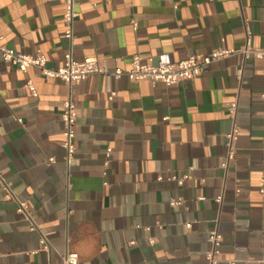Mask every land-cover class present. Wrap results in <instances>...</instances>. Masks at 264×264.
Masks as SVG:
<instances>
[{"label": "crops", "instance_id": "crops-1", "mask_svg": "<svg viewBox=\"0 0 264 264\" xmlns=\"http://www.w3.org/2000/svg\"><path fill=\"white\" fill-rule=\"evenodd\" d=\"M76 9L74 59L98 58L109 72L129 69L135 55L154 65L163 54L179 62L249 41L264 49V0H79ZM65 10V0H0L2 44L62 67ZM68 96L61 80L0 57V173L30 214L0 187V264H65L68 253L78 264H208L215 228L219 264H264L263 61L233 55L172 87L90 76L73 89L70 165ZM234 124L237 153L226 169Z\"/></svg>", "mask_w": 264, "mask_h": 264}, {"label": "built area", "instance_id": "built-area-1", "mask_svg": "<svg viewBox=\"0 0 264 264\" xmlns=\"http://www.w3.org/2000/svg\"><path fill=\"white\" fill-rule=\"evenodd\" d=\"M79 0H65V14L63 22L65 25V38L68 40L70 49L65 56V64L58 68L52 69L48 67V61L45 55H25L18 53L14 49L8 48L2 44L3 37L0 36V57L12 66L16 67L19 72L26 73L30 68H37L41 71L43 77L50 81L59 79L65 83L69 88V96L63 102L62 121L64 124L63 142L62 147L66 151V161L70 165L76 154V126L78 121L77 106L73 98L74 87L80 85L86 81L90 76L95 75H110L115 80H120L124 77L132 81H144L148 80L152 84H164L167 87L179 86L184 82L194 80L202 75L206 66L228 58L233 55H242L244 60L255 59L264 62V49H258L252 46L249 41L248 44L237 51L230 50H215L208 56L189 55L184 60L175 62L171 55L163 54L159 57L158 61L154 65L146 64L143 62L139 55H135L132 58L129 69H123L117 67L113 72H109L108 69L100 62L98 58L90 57L83 61H77L74 59V47H75V24L79 19V12L76 9V5ZM27 87L34 91L31 83L27 84ZM115 96V94H113ZM231 114L235 116V105L230 109ZM22 123V121L20 120ZM239 135V129L234 124L232 130L227 134L226 146L228 148L227 161L223 165L224 168H228L230 161L235 159L237 153V140ZM108 167L110 162L111 150H107L106 153ZM55 163V159L51 158L49 164ZM173 180L184 183V179H178L173 177ZM0 187L6 192V198L13 199L17 202L18 213L26 218H30L29 206L27 202L20 201L13 192V186L6 180L2 173H0ZM217 203L222 205L223 197L217 199ZM183 204L182 199L172 200L170 202L171 207L176 208ZM32 229L35 230L36 226L33 225ZM209 243L211 249L206 254L208 264H219L221 261V249L224 243V237L215 228L209 234ZM134 244V243H133ZM41 245L43 251L50 250V244L48 235L41 233ZM79 256L76 253H68L65 256V264H78ZM231 264H235L232 262Z\"/></svg>", "mask_w": 264, "mask_h": 264}]
</instances>
